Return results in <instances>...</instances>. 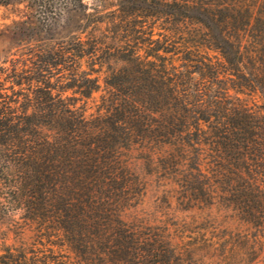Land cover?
I'll return each instance as SVG.
<instances>
[{
    "label": "trees",
    "instance_id": "1",
    "mask_svg": "<svg viewBox=\"0 0 264 264\" xmlns=\"http://www.w3.org/2000/svg\"><path fill=\"white\" fill-rule=\"evenodd\" d=\"M11 1L23 0L0 4ZM33 2L54 8L49 0ZM262 2V10L248 19L241 11H215L205 18L184 15L219 31L218 39L212 36L216 61H196L191 65L195 70L167 66L158 53L141 56L137 43L128 45L126 61L105 77L109 95L102 98L105 114L96 129L83 113L66 105L61 92L50 91L49 80L40 78L60 63L74 64L84 51H29L31 66L6 72L4 81L11 83L12 93L0 92L3 214L20 203L30 220L52 216L76 264H222L234 251L247 261L258 259L264 251ZM56 12L33 11L30 17ZM33 25L30 19L16 20L0 35L27 38ZM96 50L93 46L87 54L96 55ZM88 74L84 78L91 81ZM23 84L29 93L19 101L22 91L14 87ZM73 87L85 88L78 80ZM88 88L90 93L96 90ZM245 91L258 92L263 104L256 110L241 104L237 94ZM134 144L147 148L151 157L159 152L160 160L170 158L184 173L181 187L204 196L208 205L205 215L199 214L196 239L210 255L188 250L159 227H142L127 217L121 205L129 199L132 172L123 153ZM0 250V264H47L36 255L28 257L22 245L3 244Z\"/></svg>",
    "mask_w": 264,
    "mask_h": 264
},
{
    "label": "rangeland",
    "instance_id": "2",
    "mask_svg": "<svg viewBox=\"0 0 264 264\" xmlns=\"http://www.w3.org/2000/svg\"><path fill=\"white\" fill-rule=\"evenodd\" d=\"M33 1L0 4V31L16 20L34 21L27 38L20 39L11 32L0 35V92L12 93L9 88L11 83L4 81L6 72L14 66L18 70L31 66L26 58L31 56L29 51L32 49L72 47L83 50V55L74 64L60 63L44 71L43 78H40L49 80L50 91L53 94L61 92L66 105L83 113L93 129L97 128L101 116L105 114L101 107L102 98L109 95L105 77L110 69H117L126 61L128 45L137 43L141 56L145 51L158 53L167 66L184 70L183 65H190L188 69L195 70V66L191 65L196 61H216L212 36L218 39L219 31L211 26L207 29L196 19L184 15L204 17V14L215 11H222L224 15L241 11L248 19L259 13L263 6L262 0H49L54 8L46 10L37 7V2ZM33 11L57 12L45 18L35 13V17L31 18ZM93 46L97 49L96 55L87 54ZM149 58L154 59L152 56ZM72 69L77 72L76 77L70 74L74 72ZM84 72L89 73L87 77H91V81L84 78ZM193 76L200 78L197 73ZM77 80L85 86L84 90L78 91L73 87ZM88 87L96 90L90 93ZM14 89L22 91L19 101L29 93L26 84ZM237 96L241 104L253 110L263 104L258 92L245 91ZM166 148L172 150L171 147ZM166 148L155 147V151ZM160 154L157 152L151 157L148 149L138 144L124 149L123 158L132 175L129 177L130 196L121 208L130 220L140 226H157L179 245L184 244L188 250L200 251L208 256L211 251L204 248L203 241L197 243L199 238L196 239V225L201 220L199 214L205 215L208 203L196 190L191 192L181 187L184 173L170 158L160 160ZM196 180V177L193 178L194 183ZM15 205L6 215L0 205V247L4 244L17 249L22 245L28 257L36 255L41 259L39 263L71 261L70 264H76L64 231L59 224L52 225V216L33 221L27 217L29 214L25 206L20 203ZM220 220L228 219L220 217ZM222 264H264V251L253 261H247L234 251Z\"/></svg>",
    "mask_w": 264,
    "mask_h": 264
}]
</instances>
